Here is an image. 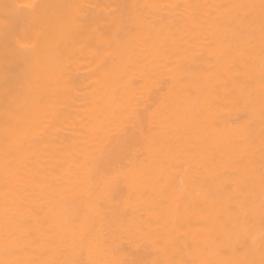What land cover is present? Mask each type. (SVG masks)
<instances>
[{"label":"bare ground","instance_id":"6f19581e","mask_svg":"<svg viewBox=\"0 0 264 264\" xmlns=\"http://www.w3.org/2000/svg\"><path fill=\"white\" fill-rule=\"evenodd\" d=\"M0 264H264V0H0Z\"/></svg>","mask_w":264,"mask_h":264}]
</instances>
